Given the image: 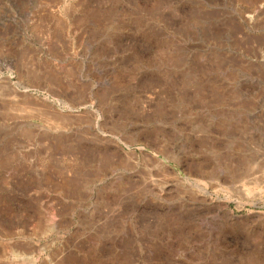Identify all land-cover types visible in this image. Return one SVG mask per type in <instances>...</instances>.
<instances>
[{"label":"rangeland","instance_id":"rangeland-1","mask_svg":"<svg viewBox=\"0 0 264 264\" xmlns=\"http://www.w3.org/2000/svg\"><path fill=\"white\" fill-rule=\"evenodd\" d=\"M263 175L264 0H0V264H264Z\"/></svg>","mask_w":264,"mask_h":264},{"label":"bare ground","instance_id":"bare-ground-1","mask_svg":"<svg viewBox=\"0 0 264 264\" xmlns=\"http://www.w3.org/2000/svg\"><path fill=\"white\" fill-rule=\"evenodd\" d=\"M11 1H13V2H15V4H16V2H17V0H11ZM219 12V11H218ZM217 13V12H216ZM249 13V12H248ZM222 16V15H221ZM247 16V15H246ZM257 16H258V13H253V14H249L247 17L249 18V20H254L255 18H257ZM223 18V17H222ZM216 20V19H215ZM209 21V20H208ZM219 21V20H218ZM210 23V22H209ZM224 23V22H223ZM187 25V24H186ZM199 26V25H198ZM204 26V25H203ZM202 26V27H203ZM208 26V25H207ZM206 28V27H205ZM212 28V27H211ZM14 31V30H13ZM162 31V30H161ZM174 31H176V30H174ZM164 32V31H163ZM198 30H197V27L193 24H191V26L190 27H188L183 33H182V36L180 35V38L178 39V41H174L173 39L174 38H172L171 37V40H172V44H173V47H174V50L176 51V53H177V55H178V59H179V61L181 62V63H185L186 61H188V60H190V59H192V57H194V47L196 46V42L198 41L197 39H196V37L198 36ZM202 32H203V30H202ZM161 33V32H160ZM210 33V32H209ZM16 36V35H15ZM14 35H9L6 39H5V41H7L8 43L10 42V43H12L13 41H14V37H15ZM18 36V35H17ZM177 36V35H176ZM173 37H175V36H173ZM199 38H200V36H199ZM16 40H17V38H15ZM170 39V38H169ZM15 40V41H16ZM168 40V39H167ZM195 40H197V41H195ZM202 40V39H201ZM200 41V40H199ZM166 42V41H165ZM203 42V41H202ZM14 44V43H13ZM167 44V43H166ZM169 44V43H168ZM198 44V43H197ZM196 48V47H195ZM198 53V52H197ZM176 55V56H177ZM201 58V57H200ZM179 62V63H180ZM103 65V64H102ZM224 68V67H223ZM183 69H185V68H183ZM236 69V68H235ZM196 70V68L193 70V69H191L189 66H187L186 67V70H185V72H184V76H186V79H187V81H188V83L189 84H191V85H194V84H196L197 83V81H198V76H196V73L194 72ZM101 71H102V73H104L105 71H106V66L105 65H103L102 67H101ZM184 71V70H183ZM216 73V72H215ZM241 73V72H240ZM245 73V72H244ZM229 74V73H228ZM203 75V74H202ZM223 75V74H222ZM227 75V74H226ZM223 78V77H222ZM228 78V77H227ZM231 78H233V77H231ZM220 79V78H219ZM233 83V82H232ZM198 86H200V85H198ZM226 86V85H225ZM231 88V87H230ZM242 89H244V88H242ZM235 92H234V94L236 95V97H237V95L239 96V95H241V97H245V93H242V91H241V88H238V89H236V90H234ZM245 91V90H244ZM234 95V96H235ZM242 95H244V96H242ZM232 98H234V97H232ZM238 99V98H237ZM235 100V99H234ZM183 101V100H182ZM236 101V100H235ZM234 101V102H235ZM181 110V109H180ZM203 110V109H202ZM182 111V110H181ZM208 114V113H207ZM225 114V113H224ZM235 115L236 114H234V116H233V112H232V114H229V115H227V116H230V118L231 117H235ZM225 119V118H224ZM227 119V118H226ZM230 120V119H229ZM222 121V120H221ZM232 124V123H231ZM225 127V126H224ZM233 127V126H232ZM229 128V127H228ZM226 130V129H225ZM235 132V131H234ZM227 133V132H226ZM230 133V132H229ZM238 133V132H237ZM234 134V133H233ZM231 135V134H230ZM229 135V136H230ZM164 157V156H163ZM166 159V158H165ZM264 176V175H263ZM27 261V259L26 258H24V256L23 257H17V258H15L14 259V263L13 264H23L24 262H26ZM13 262V261H12ZM30 263V262H29Z\"/></svg>","mask_w":264,"mask_h":264},{"label":"water","instance_id":"water-1","mask_svg":"<svg viewBox=\"0 0 264 264\" xmlns=\"http://www.w3.org/2000/svg\"><path fill=\"white\" fill-rule=\"evenodd\" d=\"M149 152L154 154L161 162H163L164 165H166L167 167L174 170L180 177H184L183 172L181 171V169L178 166H176L175 164H172L168 160L164 159L162 155L158 154L157 152H155L153 150H149Z\"/></svg>","mask_w":264,"mask_h":264}]
</instances>
